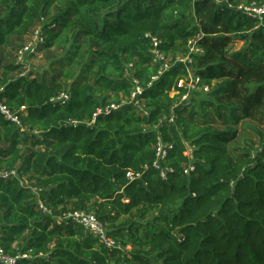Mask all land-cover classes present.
I'll use <instances>...</instances> for the list:
<instances>
[{"label": "trees", "instance_id": "obj_1", "mask_svg": "<svg viewBox=\"0 0 264 264\" xmlns=\"http://www.w3.org/2000/svg\"><path fill=\"white\" fill-rule=\"evenodd\" d=\"M241 1L0 0V101L22 121L0 113V171H16L0 176V245L28 254L17 264H264V135L256 151L230 149L234 124L264 122V26ZM36 30L48 66L27 73L18 52ZM148 33L173 57L196 40L205 97L181 102L182 62L153 81ZM213 109L231 126L207 122ZM75 210L95 212L121 248L65 218Z\"/></svg>", "mask_w": 264, "mask_h": 264}, {"label": "built area", "instance_id": "obj_2", "mask_svg": "<svg viewBox=\"0 0 264 264\" xmlns=\"http://www.w3.org/2000/svg\"><path fill=\"white\" fill-rule=\"evenodd\" d=\"M236 9L242 14L255 18L259 21V26H264V23H261V15H264V0H244L236 5ZM37 32V33H36ZM36 36L31 43L25 44L18 52V60L22 61L26 54L34 53L37 51V47L40 43H42L43 38L39 34V30L35 31ZM150 38L151 49L153 53V63L159 66V74L153 77V81L159 79L160 76L164 74L165 71L173 67L174 64L182 62L187 64L188 70L190 72V82L192 79V72L189 64L191 63L190 54L193 52H203V49L196 44V40L192 39L188 42L189 53L187 55H177L176 57H172V60H169V56L165 53L162 48L163 40L158 36L147 34ZM126 75L128 78L132 79L134 83V91L131 96V102L138 104L139 101L137 99L138 95L143 92V88L139 85L138 80L134 76V67L133 63L128 64L127 68H125ZM197 81L199 82V77L196 76ZM152 84V83H151ZM190 84V83H189ZM189 93L185 94L181 100H186L188 98ZM69 95L66 93H62L57 98H52L51 100H61L68 99ZM185 102V101H184ZM25 107V106H24ZM23 107V108H24ZM119 108L115 104L110 105L109 107L103 109L100 108L98 110V114L109 113L111 109ZM0 113L4 115L5 118L12 121L13 123L22 126V121L19 114L15 111H12L8 105L0 101ZM167 149L165 145L160 144L158 148V156L164 157L166 155ZM158 165V162H155ZM188 171V170H186ZM16 171L5 172L0 171V176L8 177L10 175H15ZM43 207V205H42ZM46 210V208H44ZM65 218H71L75 222L82 224L88 232H90L95 238L99 240L100 243L106 245L109 248H121V244L116 241L112 236H110L108 232V228L105 224L98 218L95 212H88L84 210H75L70 211L65 215ZM24 257H28V254L18 253L16 255L9 254L1 245H0V262L2 264H17L18 260Z\"/></svg>", "mask_w": 264, "mask_h": 264}, {"label": "rangeland", "instance_id": "obj_3", "mask_svg": "<svg viewBox=\"0 0 264 264\" xmlns=\"http://www.w3.org/2000/svg\"><path fill=\"white\" fill-rule=\"evenodd\" d=\"M113 1L116 2V0H113ZM36 33H32L31 35L27 36L23 40V42H25V44L29 42L31 43V41L34 40ZM242 45H243L242 41H238V42L234 41L233 43L227 46V50L233 51V50L241 48ZM42 50L43 49L41 47L39 50L35 51L34 54L32 55L27 54V56L24 57L25 59L23 58L22 61H25L28 63V66L26 69L27 73L30 70H35V71L37 70L40 73H42L45 70V68H47L48 66V59L46 57L47 51H42ZM2 52H3L2 49H0V55H2L1 54ZM7 53L10 56H12L13 54L15 55V52H13V50L11 49H7ZM168 56H169L168 57L169 60L171 61L173 55L170 54ZM189 89H190V92H189L188 98L186 100H181V102L187 101L189 97H191L192 95H195L194 94L195 92L200 93V96L197 95L198 98L205 97L207 91L209 90L207 86L198 85L196 75L193 72H192V79L189 84ZM225 119H226V115H223L221 117L216 116L214 109L211 111L210 115L207 117V120L205 118L207 122L213 123L214 126L218 129H224L228 126H231V123H224ZM234 127H236L238 130V137L230 145V149L235 156L238 155L240 150L252 148L254 146L253 151H256L259 147L262 146L261 142H262V138L264 135V122H261L260 120H257V119L248 118V119L240 120L239 122L234 124Z\"/></svg>", "mask_w": 264, "mask_h": 264}, {"label": "clouds", "instance_id": "obj_4", "mask_svg": "<svg viewBox=\"0 0 264 264\" xmlns=\"http://www.w3.org/2000/svg\"><path fill=\"white\" fill-rule=\"evenodd\" d=\"M261 23H264V15H261ZM163 175V173H161Z\"/></svg>", "mask_w": 264, "mask_h": 264}]
</instances>
